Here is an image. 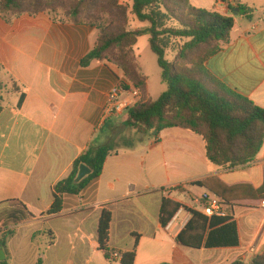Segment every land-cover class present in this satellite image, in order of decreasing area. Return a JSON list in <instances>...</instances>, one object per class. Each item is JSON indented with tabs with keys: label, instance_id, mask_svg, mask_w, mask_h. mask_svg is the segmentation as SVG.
<instances>
[{
	"label": "crops",
	"instance_id": "0c3cea01",
	"mask_svg": "<svg viewBox=\"0 0 264 264\" xmlns=\"http://www.w3.org/2000/svg\"><path fill=\"white\" fill-rule=\"evenodd\" d=\"M190 4L235 21L229 41L205 63L207 75L264 108V0ZM97 39L94 28L46 13L10 22L0 13V204L20 201L36 216L15 227L12 240L25 225L50 227L31 234L29 264H121L99 251L105 208L112 212L110 249L121 256L135 250L134 264H231L261 255L264 145L252 164L224 169L208 161L204 138L190 130L143 135L126 127V112L106 113L111 90L128 85L120 70L97 60L81 66ZM147 89L152 99L148 77ZM132 97L123 93L121 100ZM110 146L116 149L101 176L79 195H64L59 214L44 215L53 205L55 186L69 177L74 163L88 151ZM197 182L205 186H192ZM181 186L184 192L168 191ZM163 199L203 214L194 204L218 202L220 216H232L237 224L239 245L181 246L177 237L191 214L180 210L163 228ZM45 236L47 242L37 244ZM5 253L7 263L17 264L9 247Z\"/></svg>",
	"mask_w": 264,
	"mask_h": 264
},
{
	"label": "trees",
	"instance_id": "16d2710c",
	"mask_svg": "<svg viewBox=\"0 0 264 264\" xmlns=\"http://www.w3.org/2000/svg\"><path fill=\"white\" fill-rule=\"evenodd\" d=\"M132 3V14L147 26L130 30L128 9L119 0H0V13L7 22L22 15L46 13L55 20H70L76 25L94 28L99 33L98 39L81 66L87 68L96 60L110 63L120 70L128 83L127 89L138 92L135 104L126 111V127L143 135L159 134L175 127L187 129L204 138L207 158L212 165L234 169L252 164L264 145V108L228 91L207 75L204 66L220 50L221 44L229 41L235 27L234 19L194 8L190 0H132ZM243 10L249 15V10ZM170 22L174 27L168 26ZM144 36L149 37L150 48L157 57L162 80L167 86L155 101L148 97L147 77L134 55V47ZM177 39L183 43L170 62L167 52ZM115 149V146L101 147L80 157L69 177L55 186L53 205L44 215L59 214L64 195H79L99 178L108 156ZM81 164L87 165L92 174L76 185ZM192 186L205 185L197 182ZM185 190L184 186L168 189L169 192ZM180 210L191 214L177 237L181 246L201 249L239 245L237 224L232 216L209 217L169 199L162 201V227L166 229ZM35 219L20 201L0 204V248L7 252V241L14 235L15 227ZM111 223L112 212L105 208L99 220L98 247L108 260L113 255L109 247ZM53 241L54 238H50V242ZM135 259L136 251L133 250L123 253L120 263L134 264ZM0 264H7V261ZM231 264H264V252L249 261L236 260Z\"/></svg>",
	"mask_w": 264,
	"mask_h": 264
},
{
	"label": "rangeland",
	"instance_id": "374dc122",
	"mask_svg": "<svg viewBox=\"0 0 264 264\" xmlns=\"http://www.w3.org/2000/svg\"><path fill=\"white\" fill-rule=\"evenodd\" d=\"M119 1L121 5H123L124 7L128 9V21H129L128 28L130 30L147 26V24L141 23L132 14V4H133L132 0H119ZM60 14L63 15V13H60ZM103 18L108 19V16L103 15ZM174 25L175 24L170 22L168 26L174 27ZM182 43L183 41L179 39L174 40L172 42L171 48L167 52V59L170 62L175 59L176 54H177V48ZM134 55L136 58V62L140 65L142 71L148 77L150 94H151L152 99L155 101L162 94V92H164L167 89V87H166V84H164L162 80V70L158 66L157 57L150 48L148 36L139 38L137 45L134 47ZM194 205L205 210V207L203 204H194ZM38 228H41L40 230H43V231H48L50 229V227L46 225L44 227H41L40 224H34V226H30L28 224V225L21 227L16 232L15 238L13 240L11 238L7 241V247H9V249L13 253V257H14L13 263L17 262V264H29L28 259L25 258V252L30 248L31 234L35 232ZM1 239L2 237L0 236V241ZM43 240L44 242H47L48 240L47 236H45V238H38L37 244H43ZM51 262L53 264V260ZM11 263L12 261L8 260L7 264H11Z\"/></svg>",
	"mask_w": 264,
	"mask_h": 264
},
{
	"label": "built area",
	"instance_id": "2783aa9c",
	"mask_svg": "<svg viewBox=\"0 0 264 264\" xmlns=\"http://www.w3.org/2000/svg\"><path fill=\"white\" fill-rule=\"evenodd\" d=\"M127 87L128 85L123 84L111 90L108 99V104L106 107V113H108V115H122L135 104L138 97V92L136 90L129 91ZM123 93H130L133 97L131 99L127 98L121 100V95ZM263 206H264V202H263ZM204 214L209 217H212L214 215L217 216L222 215L218 202L213 201L212 203L209 204V206L207 205L205 207ZM112 258L121 259V255H119L118 253H113Z\"/></svg>",
	"mask_w": 264,
	"mask_h": 264
},
{
	"label": "water",
	"instance_id": "95a60500",
	"mask_svg": "<svg viewBox=\"0 0 264 264\" xmlns=\"http://www.w3.org/2000/svg\"><path fill=\"white\" fill-rule=\"evenodd\" d=\"M91 174H92V170L87 165L81 164L79 167L77 177L75 179V184L78 185ZM5 260H6L5 250L3 248H0V262H3Z\"/></svg>",
	"mask_w": 264,
	"mask_h": 264
}]
</instances>
